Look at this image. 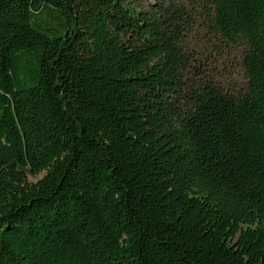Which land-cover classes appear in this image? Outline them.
Returning <instances> with one entry per match:
<instances>
[{
	"label": "trees",
	"instance_id": "trees-1",
	"mask_svg": "<svg viewBox=\"0 0 264 264\" xmlns=\"http://www.w3.org/2000/svg\"><path fill=\"white\" fill-rule=\"evenodd\" d=\"M167 1L0 0V264H264V0Z\"/></svg>",
	"mask_w": 264,
	"mask_h": 264
},
{
	"label": "rangeland",
	"instance_id": "rangeland-1",
	"mask_svg": "<svg viewBox=\"0 0 264 264\" xmlns=\"http://www.w3.org/2000/svg\"><path fill=\"white\" fill-rule=\"evenodd\" d=\"M145 6L155 2V0H143ZM193 0H168V5H185L190 6ZM200 21V20H199ZM200 24V22H199ZM204 31L196 26L195 30L189 35L187 46L190 51H194L203 65L214 80L221 85L226 91H235L243 88L246 79L244 70L241 66L238 50L223 52L212 47L207 39L204 38ZM43 176L39 175L32 178L34 181Z\"/></svg>",
	"mask_w": 264,
	"mask_h": 264
}]
</instances>
